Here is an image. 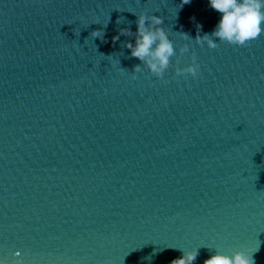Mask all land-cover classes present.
<instances>
[{
	"label": "water",
	"instance_id": "obj_1",
	"mask_svg": "<svg viewBox=\"0 0 264 264\" xmlns=\"http://www.w3.org/2000/svg\"><path fill=\"white\" fill-rule=\"evenodd\" d=\"M141 13L176 48L163 79L120 35ZM220 19L209 0H0V264H264V35L197 45Z\"/></svg>",
	"mask_w": 264,
	"mask_h": 264
},
{
	"label": "clouds",
	"instance_id": "obj_2",
	"mask_svg": "<svg viewBox=\"0 0 264 264\" xmlns=\"http://www.w3.org/2000/svg\"><path fill=\"white\" fill-rule=\"evenodd\" d=\"M191 0H181V6L189 4ZM212 9L221 14V19L215 30L211 34L201 36L199 31L195 38V43L200 46L207 45L210 49L219 46L215 38H219L220 43H228L238 47H246L251 41L264 35V0H209ZM121 21L118 20L117 23ZM164 21L157 15L141 13L137 19V30L132 33L130 29H121L120 35L135 36V43L127 42L124 46L130 50L131 57L137 58L141 64L147 67L149 72L157 78L163 79L164 73L171 66V58L176 55V48L169 38L168 32L162 27ZM199 28V26H198ZM180 37L184 40L191 38L187 33L180 32ZM103 31H94L92 37L103 39ZM119 36L113 38L118 40ZM189 51V45L185 43L179 48L180 55ZM141 64L134 67L135 73L141 71ZM199 74V64L193 52L191 64L183 69L176 68V76L190 75L196 78ZM183 255L174 259L171 264H194L199 255L198 249L186 251L180 249ZM16 257L21 253L16 252ZM4 264H7L5 260ZM12 264H24L22 259H16ZM204 264H255L252 254L244 251H236L231 255L215 251Z\"/></svg>",
	"mask_w": 264,
	"mask_h": 264
}]
</instances>
